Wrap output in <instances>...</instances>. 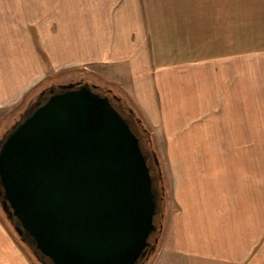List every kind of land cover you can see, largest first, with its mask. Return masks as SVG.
<instances>
[{
	"label": "crops",
	"instance_id": "1",
	"mask_svg": "<svg viewBox=\"0 0 264 264\" xmlns=\"http://www.w3.org/2000/svg\"><path fill=\"white\" fill-rule=\"evenodd\" d=\"M227 8L232 54L195 49ZM82 71L168 139L158 152L185 153L153 264H264V0H0V115ZM0 264H34L1 217Z\"/></svg>",
	"mask_w": 264,
	"mask_h": 264
},
{
	"label": "water",
	"instance_id": "2",
	"mask_svg": "<svg viewBox=\"0 0 264 264\" xmlns=\"http://www.w3.org/2000/svg\"><path fill=\"white\" fill-rule=\"evenodd\" d=\"M98 88L42 91L0 141V206L39 264H144L156 251L165 188L153 141Z\"/></svg>",
	"mask_w": 264,
	"mask_h": 264
},
{
	"label": "rangeland",
	"instance_id": "3",
	"mask_svg": "<svg viewBox=\"0 0 264 264\" xmlns=\"http://www.w3.org/2000/svg\"><path fill=\"white\" fill-rule=\"evenodd\" d=\"M233 2H227L228 4H232ZM232 9L227 8V18H226V24L225 26L220 24V30L223 28L222 32H218L216 28L211 29L209 32L208 36L209 39L208 41L203 40L201 41L198 39L196 42H194L196 45L195 49H200V48H206L207 46L210 47V49H216L217 51H220V54L222 55L223 53L227 54H232L233 49H234V41H233V25L231 21V15ZM230 20V21H229ZM212 25H210L211 27ZM205 29H208L207 26H204ZM202 36V35H201ZM219 37V39H218ZM200 40V41H199ZM194 59H197V57H192ZM86 71V70H85ZM84 71L80 73H58L54 74L51 73L48 75L47 78L43 80L42 83H40L37 87L34 88L32 92H30L27 96V98L23 99V101L19 102L17 105L12 107L9 110H4L1 115H0V141L3 139V137L12 129V127L15 125L17 121H19L26 113L32 110L34 107L35 102L37 101L38 96L40 93L44 90L50 89V88H58L61 85H68L70 83H77L80 81L83 82H89L92 84L98 85L101 89L102 92H104L108 86H104L106 83L102 80H94L93 77L86 73H83ZM88 72V71H87ZM105 83V84H104ZM108 85V84H106ZM114 92L124 101L126 104L130 107L132 104L129 103V100L123 95L121 90H114ZM149 135L150 131H149ZM152 137V136H151ZM167 139V138H166ZM168 140V139H167ZM167 140H161L160 144L157 145L156 143L152 142V149L156 151L157 156L159 158L160 162V169L162 172V181H163V186L165 188L164 192V206H163V211H162V216H161V222H162V231L158 233V239L159 242L156 247L155 253L151 256L150 260L147 261L144 264H153V262L156 260L159 251L161 249V246L163 244V239L165 237V233L169 224V219L172 214V212L175 210V207L172 204L171 201V177L174 175L173 173L174 170L172 169L171 166V160L176 159V160H185V153H175L171 154L169 151L165 152H158L157 150L160 149H165L167 150L168 147L165 145L167 144ZM221 138L218 137L217 139V146H221ZM225 144V143H224ZM217 156V154H212ZM172 156V157H171ZM220 157V155H219ZM210 159V157H209ZM0 217L2 222L5 224V226L10 230L12 233L13 237L21 244V246L24 248L26 251L27 255L32 259L34 264H39L36 259L33 257L31 252L25 247V245L22 244L20 241L19 237L17 236L16 232L14 231L13 226L11 225L10 221L7 219L6 215L4 214L1 206H0Z\"/></svg>",
	"mask_w": 264,
	"mask_h": 264
},
{
	"label": "trees",
	"instance_id": "4",
	"mask_svg": "<svg viewBox=\"0 0 264 264\" xmlns=\"http://www.w3.org/2000/svg\"><path fill=\"white\" fill-rule=\"evenodd\" d=\"M104 84H105V83H104ZM106 84H107V83H106ZM106 84H105L104 86H106V87L108 86V88H107L104 92L101 91L102 89H101L100 87L98 88V91L101 92V93H103V94H105V95H109V93H110L109 90H112V91H113L112 93H113L114 95H117V94L114 92V90H117V89H116V88H113V87L110 86L109 84H108V85H106ZM100 89H101V90H100ZM109 96H110V95H109ZM117 96H118V95H117ZM118 97H119V96H118ZM115 104H116L119 108L121 107L120 110L123 111L122 106H121V104H120L118 101H115ZM123 112H124V111H123ZM143 137H144V136H143Z\"/></svg>",
	"mask_w": 264,
	"mask_h": 264
},
{
	"label": "flooded vegetation",
	"instance_id": "5",
	"mask_svg": "<svg viewBox=\"0 0 264 264\" xmlns=\"http://www.w3.org/2000/svg\"><path fill=\"white\" fill-rule=\"evenodd\" d=\"M45 97V96H44ZM43 99V98H42ZM42 99L40 98V101H42Z\"/></svg>",
	"mask_w": 264,
	"mask_h": 264
}]
</instances>
